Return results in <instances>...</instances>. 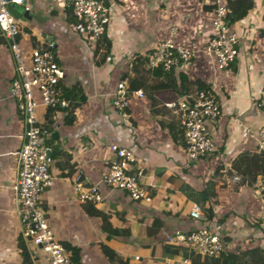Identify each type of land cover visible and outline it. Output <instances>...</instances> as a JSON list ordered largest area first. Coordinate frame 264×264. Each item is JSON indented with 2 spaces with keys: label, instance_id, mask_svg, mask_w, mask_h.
Masks as SVG:
<instances>
[{
  "label": "crops",
  "instance_id": "crops-1",
  "mask_svg": "<svg viewBox=\"0 0 264 264\" xmlns=\"http://www.w3.org/2000/svg\"><path fill=\"white\" fill-rule=\"evenodd\" d=\"M65 1L23 0L28 10L22 22L36 33L23 26L30 39L21 41L27 52L32 44L53 40L57 61L66 70L62 86L69 107L39 110L53 151V182L40 201L55 239L79 249L78 264H177L188 254L166 239L197 226L188 217L196 203L206 211L205 225L222 237L224 251L215 258L192 257L186 264H264V194L257 187L264 171L255 139L264 125V110L255 106L264 85V0H247L252 7L230 23L243 38L225 69H218L203 51L212 32L211 0H108L111 17L105 37L110 46L105 55L100 38L69 31L73 18ZM222 1L228 5L230 0ZM240 1L231 0L234 13ZM173 25L174 40L194 50V57L168 72H145L143 56ZM12 75L10 54L0 45V264H22L20 242L30 264H46L43 253L27 248L19 235L10 189L22 133L21 116L6 97ZM120 79L129 90L125 122L110 107V94ZM199 85L214 89L222 113L213 134L215 151L187 163L181 127L163 105L193 94ZM110 143L134 152L148 199L132 200L121 190L103 188L100 203L73 199L71 178L80 173L88 182L97 181L111 159Z\"/></svg>",
  "mask_w": 264,
  "mask_h": 264
},
{
  "label": "built area",
  "instance_id": "built-area-1",
  "mask_svg": "<svg viewBox=\"0 0 264 264\" xmlns=\"http://www.w3.org/2000/svg\"><path fill=\"white\" fill-rule=\"evenodd\" d=\"M9 4L22 6L21 12L17 9L21 15L28 9L23 0H0V45L8 50L13 65L6 97L22 119L21 143L14 152L16 177L10 186L19 235L27 248L43 253L46 264H72L67 249L55 239L48 227L40 201L42 192L53 182L50 172L53 151L46 142L50 133L40 121L39 110L61 111L69 107L70 100L62 86L66 71L57 61L53 40L45 38L30 45L27 52L23 51L21 41L29 40L30 33L20 24L21 19L9 13ZM211 4L212 32L203 51L214 59L218 69H225L235 60L243 37L230 28L231 7L222 0H211ZM65 5L73 18L69 31L94 39L106 35L111 17L108 0H66ZM176 35V26H170L167 36L145 53L142 59L145 72L151 73L156 69L168 72L194 57V50L174 40ZM134 93L142 96L141 91ZM128 97L127 83L123 79L118 80L110 94V107L124 122L128 118ZM163 106L175 116L182 129V147L187 163L215 151L213 134L222 112L218 95L212 87L196 89L193 94L180 96ZM255 106L264 110V85ZM255 139L259 154L264 156V125L257 128ZM108 151L111 159L97 181L88 182L80 173L71 178L73 199L93 205L100 203L103 200L102 188L121 190L132 200L148 199V190L139 181L143 169L136 164L134 152L116 143H110ZM257 187L264 194V172L258 178ZM188 217L197 226L169 235L166 239L167 243L183 248L188 254L187 259L177 264H186L196 256L218 257L224 251L223 239L205 225V209L193 203Z\"/></svg>",
  "mask_w": 264,
  "mask_h": 264
},
{
  "label": "trees",
  "instance_id": "trees-1",
  "mask_svg": "<svg viewBox=\"0 0 264 264\" xmlns=\"http://www.w3.org/2000/svg\"><path fill=\"white\" fill-rule=\"evenodd\" d=\"M230 1H228V6L231 7V9L233 8V5L230 3ZM234 4V3H233ZM252 7V3L247 1V0H241L240 2H238V4L236 5V8L238 9L236 13L233 12V9H232V13L231 15L229 16V22H233L234 20H237L239 17H241L243 14H245V12ZM264 13V12H263ZM263 17H264V14H263ZM261 34L264 35V30L261 31ZM105 42V49L103 50L104 52V55L105 53L108 51L109 49V46H110V43L108 41V39L105 37V35L101 36L100 39H99V42ZM101 42V43H102ZM93 54H95V51H93ZM95 64H98V62H95ZM204 86H201L199 85L198 89L200 88H203ZM70 93H72V89L69 88L68 90ZM69 94V93H68ZM70 95V94H69ZM179 135H181L182 133V129H179ZM261 171L263 172L264 171V156H261ZM87 206H90L92 207L93 205L91 204H88ZM207 216V214H206ZM117 231V230H116ZM23 243H19L18 245V248L20 250V256H21V259L23 260L22 264H30L29 262V259H28V255H27V252L24 248V246L22 245ZM64 245V247L67 249L68 251V255H69V258H70V261L72 262V264H78V255H79V249L74 247V246H71L70 244H66V243H62ZM104 253H107V254H110V256H112L114 258V254L107 248V247H104ZM102 249V250H103Z\"/></svg>",
  "mask_w": 264,
  "mask_h": 264
},
{
  "label": "rangeland",
  "instance_id": "rangeland-1",
  "mask_svg": "<svg viewBox=\"0 0 264 264\" xmlns=\"http://www.w3.org/2000/svg\"><path fill=\"white\" fill-rule=\"evenodd\" d=\"M52 4V6L53 7H55V1H50ZM48 8H49V5H48ZM56 8V10L58 11V12H60V8L59 7H55ZM44 20L45 21H47V17H45L44 18ZM21 25H22V27L23 26H25V27H27L29 30H31V31H33V33H36L35 31V29H34V27L33 26H31V25H28L27 23H24V22H21L20 23ZM64 29L65 30H68V25L67 24H64ZM134 34H136L138 37H139V35H140V32L139 31H136ZM129 41V43H132L133 44V41H132V39H130V40H128ZM126 44V43H125ZM102 52H104V51H102ZM120 54H122V53H120ZM66 71V70H65ZM174 116V115H173ZM175 117V116H174ZM177 120V119H176ZM49 143L50 144H52V141H49ZM52 146V145H51ZM53 146H54V149H56V145L55 144H53ZM140 180H141V178H140Z\"/></svg>",
  "mask_w": 264,
  "mask_h": 264
},
{
  "label": "water",
  "instance_id": "water-1",
  "mask_svg": "<svg viewBox=\"0 0 264 264\" xmlns=\"http://www.w3.org/2000/svg\"><path fill=\"white\" fill-rule=\"evenodd\" d=\"M8 1V0H7ZM7 9H8V11H9V13L14 17V18H16V19H23V17H24V15H26V12H23V14L21 15L19 12H18V10L17 9H15L14 7H12V5H8L7 6ZM53 136L54 135H56V133L54 132L53 134H52Z\"/></svg>",
  "mask_w": 264,
  "mask_h": 264
}]
</instances>
